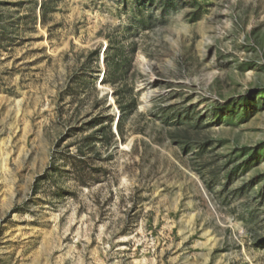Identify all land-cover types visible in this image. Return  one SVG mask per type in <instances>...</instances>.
Returning a JSON list of instances; mask_svg holds the SVG:
<instances>
[{
	"label": "rangeland",
	"instance_id": "374dc122",
	"mask_svg": "<svg viewBox=\"0 0 264 264\" xmlns=\"http://www.w3.org/2000/svg\"><path fill=\"white\" fill-rule=\"evenodd\" d=\"M47 2L43 25V0H0V264H264V0ZM132 24L139 106L97 162L107 178L39 184L68 128L99 114L94 96L71 102L75 77L95 82L115 128L102 55ZM251 92L256 108L218 118Z\"/></svg>",
	"mask_w": 264,
	"mask_h": 264
},
{
	"label": "trees",
	"instance_id": "16d2710c",
	"mask_svg": "<svg viewBox=\"0 0 264 264\" xmlns=\"http://www.w3.org/2000/svg\"><path fill=\"white\" fill-rule=\"evenodd\" d=\"M52 9L51 2L43 0L41 4V23L43 25L46 24L47 14ZM154 26L153 17L149 16L145 22L141 21L140 29L150 30ZM140 29L132 24L131 30H125L126 44L110 38L104 55L105 73L102 83L113 89V98L121 114L116 123L118 135L113 131L115 120L108 115L110 109L107 107L108 102L99 100L95 82L85 77V73L75 77L73 85L70 87L71 102L85 104L94 96L92 107L99 110V114L87 115L86 117L89 119L79 122V127L68 128L65 135L56 144L53 157V160L59 165L62 164L61 169L58 164L54 165L53 163V167H51L53 171L39 178V184L50 178L54 180L56 174L66 177L62 185L73 181L79 186L87 188L92 184L102 183L107 178V169L103 165H97V162H108L113 159L111 154L105 158L103 155L108 154L111 150H116L118 140L125 142L126 123L129 117L137 114L138 111L140 93H136V84L142 74L135 67L136 57L140 51L139 43L135 37L142 31ZM99 61L100 51H89L83 63L84 72L91 73L95 68H98ZM261 97H264V91L256 96V98ZM256 106L254 92H251L238 100H230L224 104L217 103L215 111L220 112L218 118L221 120L226 114L234 116L242 112L245 115L249 109L256 108ZM81 112V109L78 108L74 110V119H78ZM63 116L61 108L58 119ZM70 118L66 120L67 123L70 122ZM187 120L192 123L195 119L191 115ZM249 151H245L244 154ZM262 153L263 151L254 153L250 160L259 157ZM62 188L63 186H60L59 190L62 191Z\"/></svg>",
	"mask_w": 264,
	"mask_h": 264
},
{
	"label": "water",
	"instance_id": "95a60500",
	"mask_svg": "<svg viewBox=\"0 0 264 264\" xmlns=\"http://www.w3.org/2000/svg\"><path fill=\"white\" fill-rule=\"evenodd\" d=\"M102 65H104V55H102ZM99 87L100 88L102 87V83L99 84ZM109 101H110V106H113V104L115 105V101H114V98H113V94H111L109 96ZM116 111H118L117 107H116ZM118 113H119V111H118ZM119 115H120V113H119ZM114 133L116 135H118L116 126L114 128Z\"/></svg>",
	"mask_w": 264,
	"mask_h": 264
},
{
	"label": "bare ground",
	"instance_id": "6f19581e",
	"mask_svg": "<svg viewBox=\"0 0 264 264\" xmlns=\"http://www.w3.org/2000/svg\"><path fill=\"white\" fill-rule=\"evenodd\" d=\"M113 106H114V108H115V107H116V104H115V105L113 104Z\"/></svg>",
	"mask_w": 264,
	"mask_h": 264
}]
</instances>
